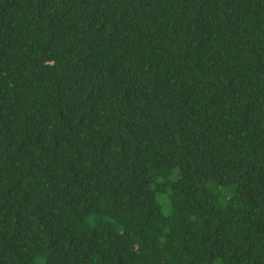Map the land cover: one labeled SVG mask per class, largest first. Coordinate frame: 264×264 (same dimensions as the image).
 I'll list each match as a JSON object with an SVG mask.
<instances>
[{
	"label": "trees",
	"instance_id": "16d2710c",
	"mask_svg": "<svg viewBox=\"0 0 264 264\" xmlns=\"http://www.w3.org/2000/svg\"><path fill=\"white\" fill-rule=\"evenodd\" d=\"M0 264H264V0H0Z\"/></svg>",
	"mask_w": 264,
	"mask_h": 264
}]
</instances>
